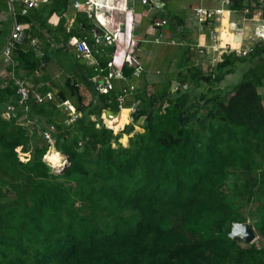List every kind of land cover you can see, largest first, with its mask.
Returning <instances> with one entry per match:
<instances>
[{
  "label": "trees",
  "instance_id": "1",
  "mask_svg": "<svg viewBox=\"0 0 264 264\" xmlns=\"http://www.w3.org/2000/svg\"><path fill=\"white\" fill-rule=\"evenodd\" d=\"M69 4H14L19 22L29 23L26 37L8 62L7 43L0 48L10 71L6 83L0 74V264H264V42L244 56L226 53L206 70L190 64L172 89L142 81L118 90L110 79L111 89L89 90L86 102L78 81L55 89L38 80L49 34L65 44L77 36L95 43L83 33L85 19L73 27L61 19L52 31L50 17H62ZM163 19L183 24L169 13ZM108 60L97 67L103 76ZM241 63L249 66L242 80L217 89ZM133 73L124 66L125 80L135 81ZM202 81L200 117L188 121L186 94ZM20 83L30 88L24 103ZM129 94L135 118L116 133L101 117L117 114ZM142 115L144 131L133 134ZM52 145L70 158L60 170L45 160ZM248 220L257 241L229 236L234 222Z\"/></svg>",
  "mask_w": 264,
  "mask_h": 264
},
{
  "label": "crops",
  "instance_id": "2",
  "mask_svg": "<svg viewBox=\"0 0 264 264\" xmlns=\"http://www.w3.org/2000/svg\"><path fill=\"white\" fill-rule=\"evenodd\" d=\"M50 1L38 2V5L40 7L43 4H49ZM77 1L85 2V0H71V4L62 17L55 14L50 17L49 25L52 31L56 29L61 19L68 20V25L71 27L81 26L86 20L89 29L83 32L86 33L85 36L93 37L97 33L103 34L106 29L117 31L119 27L117 41L94 43L91 52L87 54L79 51L72 42L65 44L61 35L55 32L49 34L52 47L47 52L43 49L40 53L44 59L42 64L44 69L38 74V80L55 89L65 87L68 79H72L74 82L78 81L81 91L88 97L86 102L92 98L89 90H93V88L99 90V86L106 85L110 79L111 81L115 79L118 90L129 85L139 87L142 81L154 87L164 86L171 82L172 89L177 84V74L180 71L185 72L190 64L206 70L220 62L223 55L229 53L228 48L230 52L238 49L244 50L257 43V38L264 40V0H243L238 8L235 7L236 2L232 6L223 8L219 0H161L162 8H157L155 3L145 5L139 1L132 2L131 0H101L103 4H106V8L102 6L92 9H94L93 14L97 15V19L102 25L98 24L95 17H89L88 10L90 11L91 7L77 9L74 5ZM18 5L20 6V4ZM110 7L112 8L110 9ZM127 7H132L133 11L126 10ZM195 7L209 10L222 8L223 12L199 25L190 19L191 11ZM155 9L161 11L160 14L151 12ZM168 13L180 18L183 24L178 28L168 24L156 28L154 22L166 18ZM177 13H181V15ZM16 21L19 22L17 17H13L8 2L0 0V35L4 33L9 24L12 27L0 47L2 50L11 36ZM23 25L29 27V23H23ZM134 26L136 29L133 32ZM132 34H135V40H132ZM73 39L83 40L86 38L77 36ZM215 42L218 43L216 47H214ZM127 51L133 56L135 64L142 68L140 76L133 73L136 77L133 82L125 80L123 74L124 66L131 67L125 61ZM105 60H108L107 71L109 73L107 76L99 74L97 68ZM110 62L111 67L109 66ZM84 66L86 68L82 69ZM9 72L7 64L0 59V74L4 83H6L5 78ZM229 75L218 79L217 89L230 90L233 88L236 84L233 82L230 86H223ZM27 82L33 86L31 81ZM199 88L207 89V83L202 81ZM259 92L264 95V86L259 88ZM193 96H196L195 92ZM187 98H189V94H186V100ZM188 100L186 101V120H190L191 115L196 116L197 114L195 113L197 105L193 103L191 109H188ZM126 101V104L122 103L117 114L111 115L104 111L102 115L109 116V119H118V122L124 126L128 125L131 120V109L133 111L136 109L134 94H129ZM66 104L74 117L80 115L75 112V108L70 102ZM196 117H200V113ZM140 119L135 127L143 129L144 115ZM191 121H198V119ZM51 142L53 143L52 140ZM52 147L55 149L53 145ZM251 221L247 222L252 224Z\"/></svg>",
  "mask_w": 264,
  "mask_h": 264
},
{
  "label": "built area",
  "instance_id": "3",
  "mask_svg": "<svg viewBox=\"0 0 264 264\" xmlns=\"http://www.w3.org/2000/svg\"><path fill=\"white\" fill-rule=\"evenodd\" d=\"M8 1V5H9V9L11 11V13L14 15L15 14V8H14V4H17L18 2H23L26 6L28 5L29 7H33L35 6L38 2H48V0H7ZM132 2L135 1H139L145 5H153L154 2H152L151 0H131ZM219 2L222 4L223 8L224 7H229L232 6L236 0H219ZM75 7L77 9H84L86 7H91V10H88V14L89 17H95L96 21L98 22V24L102 25V23L97 19V15L93 14L94 9L92 8H98L100 6H104V8H106V4H99L98 1L96 0H85V2L82 1H77L75 4ZM112 7H110L111 9ZM126 10H130L133 11L132 7H127ZM223 12L222 8H218L216 10H209V9H205V8H200V7H195L194 9H192L191 11V15H190V19L194 22H196L199 25H202L203 23L207 22L209 19L213 18L215 15L220 14ZM23 13H27V9H23ZM14 18H16V16L14 15ZM164 25H167V20L166 19H162V20H158L154 22V26L156 28H160ZM28 29L25 25L18 23L17 21L14 24V29L11 33V36L7 42V45L3 51L2 54V58L4 62H8L11 58V53L13 48L16 46V44H20L24 41L25 37H26V32L25 30ZM136 26L133 27V32L135 31ZM119 27L117 28V31H110L108 29H106V31L103 34H94L93 39L95 41V43H101L102 41H105L107 43H112L114 41H117L118 38V32H119ZM132 40H135V34H132ZM73 43L77 46L78 50L85 52L87 54H89L91 52V46L89 45L88 41L86 39L83 40H74ZM216 45L218 46V43H214V47H216ZM252 51V47L248 48V49H238V50H234L233 52H235L236 54L240 55V56H244L247 55L248 53H250ZM125 61L131 66L134 67V75L136 76H140L142 73V68L139 65L135 64L134 58L133 56L130 54V52L127 51V54L125 56ZM109 66L111 67L112 64L111 62L109 63ZM112 88V85L110 82H107L106 85L99 86V90H101L102 92H107L109 89ZM133 89V86L131 87ZM19 92L22 96L21 98V102L24 103L26 101H28L29 96H30V88L29 86H27L24 83H20L19 84ZM52 94H49V96H51ZM120 103L123 102V97L119 98ZM46 138L51 139L49 134H45Z\"/></svg>",
  "mask_w": 264,
  "mask_h": 264
},
{
  "label": "rangeland",
  "instance_id": "4",
  "mask_svg": "<svg viewBox=\"0 0 264 264\" xmlns=\"http://www.w3.org/2000/svg\"><path fill=\"white\" fill-rule=\"evenodd\" d=\"M173 11V10H172ZM171 11V12H172ZM151 12H153V13H155V14H157V12H160L159 10H157V9H155V10H152ZM177 14H180L181 15V13H177ZM183 14H184V12H183ZM160 16H162V15H160ZM12 27H11V25L9 24V26L8 27H6V29H5V31H4V33L2 34V35H0V46L3 44V42L5 41V39H6V37H7V35H8V33L10 32V29H11ZM259 40L260 41H264V40H261V38H257V40L256 41H258L259 42ZM230 49L228 48L227 49V51L230 53V51H229ZM248 65L247 64H244V63H241V64H238V66L236 67V71L233 73V74H231V75H229L228 77H227V79L225 80V82L223 83V86H225V85H228V86H230L231 85V82H233V84H237L239 81H241L242 80V76H243V74H244V72L245 71H247L248 70ZM203 85V84H202ZM202 87H204V85L202 86ZM228 88V87H227ZM198 90L196 91V96H193V94H189V98H187V100L189 101L188 102V104H189V106H188V109H191L190 107H191V105H193V103H195L198 107L200 106V103L202 104V101H201V92H202V89L201 88H197ZM206 90V89H205ZM204 90V91H205ZM199 104V105H198ZM187 109V110H188ZM199 109V108H198ZM197 109V111H195V113H200L201 111H200V109L198 110ZM189 111V110H188ZM199 111V112H198ZM133 109H131V120H129V122H128V124L129 123H132V121H134V118H135V116H133L132 114H133ZM197 114H196V116H197ZM196 116H194V115H191V117H190V120H196V119H199V117L197 118ZM102 119H103V123L107 126V127H109V128H112L113 130H115V132L116 133H118V132H120V131H122L123 129H124V124L123 125H121L119 128H116V126H117V123H111L112 122V120L113 119H109V116H107L106 117V115H102V117H101ZM141 118V117H140ZM139 118V120H141ZM185 118H186V116H185ZM187 119V118H186ZM189 120V119H188ZM20 121H22L23 123H25L24 122V120H23V118H21V120ZM109 123V124H108ZM125 123V122H124ZM123 126V127H122ZM143 131V129L142 128H137V127H135V132H133V134L134 133H136V132H142ZM133 134H131V136L133 135ZM129 137L130 136H128V135H124L121 139H120V141H121V143L123 144V145H128V143H129ZM123 138H125V140L123 139ZM53 149V147L51 146L50 147V149H49V151L47 152V154H48V157H49V160H50V158H51V162L53 163H51V162H49V161H47L46 160V158H45V160L55 169V170H60L61 169V167H55V165H56V160L54 159V158H52V157H50L51 155H50V153H51V150ZM54 150V149H53ZM18 151H19V154H20V157H21V159H23V160H27V157H29L30 156V154H24V153H22V152H20V148L18 149ZM55 151V150H54ZM56 152V151H55ZM56 154H57V152H56ZM66 158V157H65ZM66 163H67V160L65 161V164L64 165H66ZM63 167V166H62ZM258 238H259V236L257 235V238H256V241L258 240ZM242 241V240H241Z\"/></svg>",
  "mask_w": 264,
  "mask_h": 264
},
{
  "label": "water",
  "instance_id": "5",
  "mask_svg": "<svg viewBox=\"0 0 264 264\" xmlns=\"http://www.w3.org/2000/svg\"><path fill=\"white\" fill-rule=\"evenodd\" d=\"M151 1L155 3V6L157 8H162L163 3L161 2V0ZM65 157L67 160L66 165H68L70 162V158L66 155ZM229 236L234 240L240 239L245 243H253L257 238L254 227L250 222H234Z\"/></svg>",
  "mask_w": 264,
  "mask_h": 264
},
{
  "label": "bare ground",
  "instance_id": "6",
  "mask_svg": "<svg viewBox=\"0 0 264 264\" xmlns=\"http://www.w3.org/2000/svg\"><path fill=\"white\" fill-rule=\"evenodd\" d=\"M98 2H99V4H101L102 3V1L101 0H98ZM100 7H102V6H100ZM117 123V126H116V128H119L122 124H120L119 122H118V119H115V120H112V122L111 123ZM109 124V123H108ZM123 127V126H122ZM115 131V130H114ZM124 140H125V138H123ZM54 149V148H53ZM51 150V153H50V157H52V158H54L55 160H56V165H55V167H62V166H64V164H65V161H66V158H65V156L60 152V153H57L56 154V152L54 151V150ZM45 158L49 161V162H51V158H50V160H49V157H48V154L45 156Z\"/></svg>",
  "mask_w": 264,
  "mask_h": 264
},
{
  "label": "clouds",
  "instance_id": "7",
  "mask_svg": "<svg viewBox=\"0 0 264 264\" xmlns=\"http://www.w3.org/2000/svg\"><path fill=\"white\" fill-rule=\"evenodd\" d=\"M264 39V38H263ZM264 42V41H263ZM253 47V46H252ZM65 166V165H64Z\"/></svg>",
  "mask_w": 264,
  "mask_h": 264
}]
</instances>
